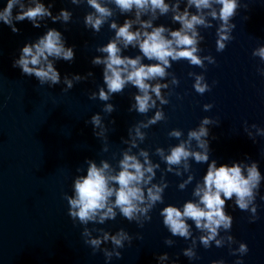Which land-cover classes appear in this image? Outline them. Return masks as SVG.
I'll return each instance as SVG.
<instances>
[{"label": "water", "instance_id": "obj_1", "mask_svg": "<svg viewBox=\"0 0 264 264\" xmlns=\"http://www.w3.org/2000/svg\"><path fill=\"white\" fill-rule=\"evenodd\" d=\"M6 2L0 0V9ZM42 2L46 6L52 3L53 15L61 8L70 10L72 20L64 25L47 19L41 22L39 28L33 27L27 19L14 21L19 29L17 33L0 21V264H105L103 254L97 252L93 255L92 249L83 242V226L78 221L74 223L68 216L64 193L71 194L72 180L77 174L75 170L78 166L86 169V158L97 163L102 158L107 159L114 167L117 166L121 150L127 147L121 138H127L131 124L146 117L128 111L131 94L136 91L131 85L122 93L113 95L109 102L115 106V111L110 115L102 112L105 102L98 98L89 99V92L97 91V85L103 86V66L92 65L91 59L100 55L95 52V47L106 43L114 35L107 23L100 32H93L83 24L85 12L91 10L86 4L77 6L70 0ZM240 3H247L248 8L237 10L233 18L236 24L232 31L233 39L222 52H217L215 47L217 22L213 21L212 28L199 29L204 36L200 42L203 49L201 55L211 54L215 57V64L205 62V70L190 65L186 60L172 62L169 71L177 76L179 84L171 86L169 103L161 106L167 119L144 129L147 135L140 144L149 151L154 162L160 163L161 169L165 165L154 154L155 148L160 146L167 150L169 145L178 143L167 132L171 128H180L186 136L189 128L196 127L203 116H209L219 121L218 126H208L210 159H216L218 164L231 163L244 159L247 154L258 162L264 176V154L261 152L264 137L257 136L253 143L243 130L245 121L264 128V76L257 71L258 67H264V63L252 56V49L264 44V0H240ZM183 6L181 4V8ZM16 11L18 9L14 8V15ZM124 15L117 11L113 18L122 23ZM246 16L248 19H245ZM154 23L179 27L171 22L170 14L161 16ZM47 28H56L65 37L66 46H75V57L71 62H55L61 83L52 86L40 85L34 76L24 75L18 67H13L22 46L35 41ZM138 53V48L131 47L124 52L126 55ZM143 62L150 61L145 59ZM89 71L94 74L92 77L74 83L69 90H62L65 89V75L83 76ZM189 71L203 72L211 90L198 94L192 86L194 78L188 76ZM205 103L213 105L207 112L203 110ZM153 112L151 110L148 115ZM94 113H100L108 126L107 152L102 151L104 142L93 135V126L89 121ZM110 120L115 123L109 124ZM190 163L194 179L183 190L177 185L187 173L179 177L165 173L168 187L163 193L164 203L152 209L151 220L146 221L142 228L119 213L114 220L103 225H88L110 232L124 228L133 236L131 245L126 243L120 249L121 258L113 257L107 264H158L156 255L162 252L169 253L170 260L176 259L177 264H210L216 259L233 264L237 257L230 254L227 245L216 247L213 244L205 249L197 240L199 259L189 260L181 250L190 241L171 237L174 245L164 243V238L171 234L163 226L160 208L169 203L182 206L185 200L193 199L194 184L207 168L206 164L191 160ZM159 177L158 169L156 181ZM261 195H264V180L256 198L258 219L254 222L249 221L250 212L241 211L231 200L226 202L225 210L233 217L230 234L236 241H243L248 246V252L241 257L244 264H264V200L260 199ZM136 233L143 238L136 239ZM193 234L199 235L194 225ZM221 235H224L223 231ZM105 246L111 247V244ZM232 247H238V244Z\"/></svg>", "mask_w": 264, "mask_h": 264}, {"label": "clouds", "instance_id": "obj_2", "mask_svg": "<svg viewBox=\"0 0 264 264\" xmlns=\"http://www.w3.org/2000/svg\"><path fill=\"white\" fill-rule=\"evenodd\" d=\"M73 5L86 4L91 10L85 12L83 24L86 29L100 32L107 23L114 35L106 43L97 45L95 55L91 59L94 66L102 65L103 86L97 85V91L89 92V99H99L105 102L102 107L104 114L110 115L115 106L110 103L114 94H120L131 85L136 89L131 94L132 102L129 112L135 111L146 117L131 124L127 130V138L121 142L127 145L120 152L117 166L107 159L86 158V169L78 166L72 180L71 194L64 193L67 201V214L74 223L82 225L83 242L92 249V254L101 252L105 264L113 257L121 258L120 249L125 244L131 245L133 236L124 228L110 232L100 227L106 221L114 220L117 214L129 222H135L143 227L151 220L150 212L157 204L164 203L163 193L168 187L165 173L183 176L177 187L181 190L192 183L194 175L191 161L206 164L207 168L201 179L196 180L192 189L193 199H187L182 206L164 204L159 210L163 226L171 234L164 238L167 246L175 241L171 237H180L190 241L184 247L182 255L189 260L199 259L196 251L197 240L205 249L213 244L216 247L228 246L231 255L236 256L233 264H244L241 257L248 252V246L243 241H236L230 234L233 217L225 209L227 201H233L241 211L250 212L249 221L258 219L256 198L259 195L261 181L264 176L258 167V162L245 154L244 159L233 160L231 163H217L210 159V125H219V121L203 116L199 124L187 130L186 136L180 128H171L167 135L175 138L178 143L169 145L167 150L157 146L154 154L164 162L160 163L150 158L149 151L140 147L146 138L144 129L167 119L162 105L169 103L168 96L172 87L179 84L177 76L170 72L172 62L186 60L190 65L205 69L207 64H215L211 54L201 55L203 49L200 42L204 40L199 29H209L215 26V47L222 52L227 43L233 39L232 31L236 27L233 18L241 7L247 9V3L240 0H70ZM183 4V8H181ZM114 5V7L110 6ZM18 9L15 15L13 9ZM52 3L47 6L42 0H7L0 9V21L11 28L13 33L19 32L14 21L27 19L33 27H41V22L51 19L53 23L61 22L67 25L72 20V12L61 8L55 15ZM194 9V10H193ZM117 11L124 15L122 23L115 17ZM173 28L165 24H155L161 16H168ZM245 19H248L246 16ZM75 46H66L65 37L56 28H47L44 34L35 41L26 42L20 49L18 58L14 59L13 67H18L22 74L34 76L40 85L48 86L61 83V75L55 67L57 60L71 62L75 57ZM139 49L136 55H126L129 48ZM252 56L258 57L264 63V44L252 49ZM149 63L143 62L144 60ZM257 71L264 76V67ZM89 71L85 75H65L63 84L69 90L82 80L92 77ZM193 77V88L198 94L211 90V85L205 79L204 73L189 71ZM170 78V79H168ZM215 81H213V84ZM163 90H168L164 92ZM213 107L210 103L203 105L204 111ZM154 110L152 115L148 113ZM93 126V135L103 141L102 151H108V126L100 113H94L89 121ZM109 124H114L110 120ZM244 132L256 142V137H264V128L255 123L249 125L246 121ZM254 130V131H253ZM215 139V137H212ZM136 149V151H133ZM264 154V148L261 149ZM113 156L115 154L113 153ZM160 170L159 180L156 181L157 170ZM83 172V174H81ZM264 200V195L260 196ZM189 221L192 223L190 224ZM193 225L199 233L193 234ZM221 231L224 235H221ZM93 233H96L95 235ZM136 239H142L136 233ZM111 244V247L105 245ZM233 244L238 247L233 248ZM158 264H177L176 259L170 260L169 253L156 255ZM210 264H226L223 259L210 261Z\"/></svg>", "mask_w": 264, "mask_h": 264}]
</instances>
